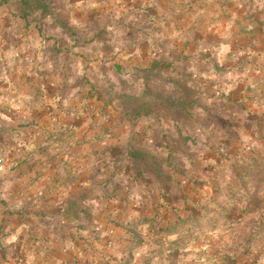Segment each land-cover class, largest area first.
I'll use <instances>...</instances> for the list:
<instances>
[{
  "label": "crops",
  "instance_id": "1",
  "mask_svg": "<svg viewBox=\"0 0 264 264\" xmlns=\"http://www.w3.org/2000/svg\"><path fill=\"white\" fill-rule=\"evenodd\" d=\"M254 140L264 0H0V264H101Z\"/></svg>",
  "mask_w": 264,
  "mask_h": 264
},
{
  "label": "rangeland",
  "instance_id": "2",
  "mask_svg": "<svg viewBox=\"0 0 264 264\" xmlns=\"http://www.w3.org/2000/svg\"><path fill=\"white\" fill-rule=\"evenodd\" d=\"M212 167L217 186L192 187L171 220L150 217L139 232L135 221L110 220L126 230L108 229L101 264H264V144L219 148Z\"/></svg>",
  "mask_w": 264,
  "mask_h": 264
},
{
  "label": "trees",
  "instance_id": "3",
  "mask_svg": "<svg viewBox=\"0 0 264 264\" xmlns=\"http://www.w3.org/2000/svg\"><path fill=\"white\" fill-rule=\"evenodd\" d=\"M178 220H180V219H178Z\"/></svg>",
  "mask_w": 264,
  "mask_h": 264
}]
</instances>
